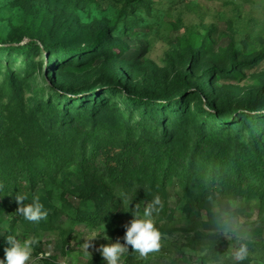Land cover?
I'll use <instances>...</instances> for the list:
<instances>
[{
  "label": "trees",
  "instance_id": "trees-1",
  "mask_svg": "<svg viewBox=\"0 0 264 264\" xmlns=\"http://www.w3.org/2000/svg\"><path fill=\"white\" fill-rule=\"evenodd\" d=\"M131 1L122 7L118 22ZM111 32V28L100 29L95 40L84 46L60 41L45 44L49 72L71 65L83 70L80 64L96 59ZM33 40L25 46L1 45L0 50L29 52L39 47ZM202 51L192 45L190 61L199 59ZM237 53L231 66L207 68L203 84L194 87L197 72L185 67L183 76L162 98L158 96L164 92L161 87L153 92L157 96L136 92L132 82L116 70L110 83L71 93L55 90L35 108L23 107L19 128L14 124L16 142L3 139L5 133L13 132V124L0 126V196L9 197L16 208L18 194L27 197L25 204L38 198L48 215L39 223L16 217L4 239L14 234L17 221L25 231L38 234L54 229L66 215L63 226L70 227L67 234H72L77 223L96 227L135 214L136 200L165 193L173 179L182 182L188 210L198 206L208 211L204 221L208 227L225 226L224 218L211 209L218 194L258 199L264 215V81L249 90L246 98L231 96V100L216 93L212 84L218 76L232 77L239 66H254L263 57L238 61ZM116 93L122 98L112 103ZM51 194L59 199L58 205L51 202ZM72 195L92 198L93 203L76 204ZM4 208L0 201V209ZM121 232L123 237L125 227ZM129 248L122 264H139L136 252ZM217 250L212 251L217 254Z\"/></svg>",
  "mask_w": 264,
  "mask_h": 264
},
{
  "label": "rangeland",
  "instance_id": "rangeland-1",
  "mask_svg": "<svg viewBox=\"0 0 264 264\" xmlns=\"http://www.w3.org/2000/svg\"><path fill=\"white\" fill-rule=\"evenodd\" d=\"M126 1L0 0V46H25L33 38L39 46L25 53L0 50V126L13 124V132L5 133L3 139L16 142L14 128L23 107L35 108L40 101H48L55 90L71 93L110 83L117 71L132 82L136 92L157 96L153 92L161 87L158 89L164 92L158 96L162 98L167 88L183 76L185 67L197 72L194 87L204 81L207 68L231 66L237 51L238 61L263 57L254 66H239L232 77L218 76L212 82L216 93L222 92L226 100L231 96L244 99L249 90L264 81V0H134L118 22ZM102 28H111L112 32L94 61L80 64L83 70L71 65L49 72L45 44L60 41L67 46H84L93 42ZM192 45L203 50L193 62L189 53ZM121 98L116 93L112 103ZM71 179L78 182L75 177ZM181 183L173 179L168 181L165 193L136 200L135 214L141 216L155 197L161 201L153 212L161 247L143 259L135 251L139 264H264V215L260 214L258 199L247 201L218 194L211 209L224 218L225 226L208 227L204 225L208 211L198 206L188 210ZM50 197L52 203H60L56 195ZM71 197L83 206L93 203L92 198ZM0 201L6 207L0 209V257L4 258L8 247L4 236L20 215L9 197L1 195ZM133 215L103 221L96 227L77 223L72 234H67L70 227L63 226L66 215L54 229L38 234L25 231L17 221L13 236L37 241L31 264H106L96 249L118 238L123 243L121 229ZM93 231L99 237L86 253L82 244ZM238 236L246 239L238 240ZM241 242L248 245V257L238 262L233 253ZM213 248L218 249L217 254Z\"/></svg>",
  "mask_w": 264,
  "mask_h": 264
},
{
  "label": "clouds",
  "instance_id": "clouds-1",
  "mask_svg": "<svg viewBox=\"0 0 264 264\" xmlns=\"http://www.w3.org/2000/svg\"><path fill=\"white\" fill-rule=\"evenodd\" d=\"M27 199L25 195L18 194L15 200L18 204L16 212L30 223H39L47 218V211L38 198H34L31 203L25 204ZM161 203L159 197H155L153 202L145 207L142 216L134 214L133 218L124 225L125 234L122 237L123 243L118 238L116 242L102 244L96 250L100 253L106 264H122L121 257L128 251L129 246L133 251L139 253L143 259L149 254L159 250L161 247V234L155 227L153 212L156 211V205ZM99 237V233L93 231L84 239L83 249L88 253V249L93 247L92 241ZM238 240L246 237H237ZM107 239V237H105ZM37 241L35 238L20 239L17 236H7L8 247L4 249V258L0 259V264H31L33 258V245ZM248 257L247 243H239L238 248L233 253V259L242 262Z\"/></svg>",
  "mask_w": 264,
  "mask_h": 264
}]
</instances>
